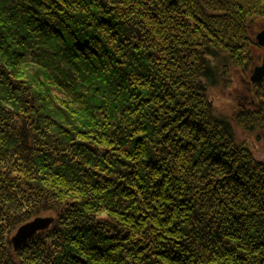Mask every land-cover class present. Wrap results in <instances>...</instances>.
Masks as SVG:
<instances>
[{"label":"trees","instance_id":"1","mask_svg":"<svg viewBox=\"0 0 264 264\" xmlns=\"http://www.w3.org/2000/svg\"><path fill=\"white\" fill-rule=\"evenodd\" d=\"M255 17L264 0H0V264H264V164L232 126L264 132V80L231 117L212 101Z\"/></svg>","mask_w":264,"mask_h":264},{"label":"rangeland","instance_id":"2","mask_svg":"<svg viewBox=\"0 0 264 264\" xmlns=\"http://www.w3.org/2000/svg\"><path fill=\"white\" fill-rule=\"evenodd\" d=\"M262 29L264 31V18L263 17H255L248 21V30H249L250 36L252 37L255 44H257L252 48V51H251L252 58L255 59L254 60L255 62L257 60L261 61L262 57L264 56V50L259 47V45H262V44L260 43V40L258 38L259 32ZM261 41L263 42V40ZM253 66L248 67V70H247L248 73H246V76L245 74H243L244 73L243 71L234 70L233 71V81H231L233 83L232 88L224 89L223 92L218 91L217 92L218 97L212 95V98H213L212 101L218 113L227 114L228 115L227 117H231L234 112L233 110L236 107L242 108L243 107L242 105L247 106L248 108L254 107L253 106L254 98L252 96L254 91L247 90L248 88L246 87V83H245L249 79L251 71L252 73L254 72ZM245 96L247 99H244ZM224 100H228L230 101V103L223 104ZM232 126H233V131H234L236 138L240 140H244L248 144V147L251 150L254 158L258 161H261L264 164V132L256 131V130L248 131L240 127H237L235 123H233ZM44 217L53 218L51 215H46Z\"/></svg>","mask_w":264,"mask_h":264},{"label":"water","instance_id":"3","mask_svg":"<svg viewBox=\"0 0 264 264\" xmlns=\"http://www.w3.org/2000/svg\"><path fill=\"white\" fill-rule=\"evenodd\" d=\"M264 31L260 32L258 38L260 43L264 45ZM263 40V42L261 41ZM264 76V59L261 66L254 70V78L261 79ZM53 222L51 217H36L31 221H28L20 225L13 236L11 237V243L15 251H18L30 238H32L37 232L47 229Z\"/></svg>","mask_w":264,"mask_h":264},{"label":"bare ground","instance_id":"4","mask_svg":"<svg viewBox=\"0 0 264 264\" xmlns=\"http://www.w3.org/2000/svg\"><path fill=\"white\" fill-rule=\"evenodd\" d=\"M262 32H263V29L261 30ZM260 31V32H261ZM259 32V33H260ZM263 39H264V36H263ZM257 45V44H256ZM259 47L260 48H262L263 50H264V45H259ZM263 59H264V56L262 57V59H261V61H259V60H257L256 62L254 61L255 59L254 58H252V60L251 61H248L247 62V64H249V66H253L254 67V70L257 68V67H259V66H261L262 65V63H263ZM248 66V67H249ZM248 73V72H247ZM250 74V73H249ZM254 76V72L252 73V71H251V74H250V76H249V79L245 82L246 83V87L248 88L247 90H254V88L258 85V84H260L263 80H264V76L261 78V79H259V78H254L253 77ZM245 90H246V88H245ZM244 99H247L246 98V96L244 97ZM244 108L245 107H247V106H244V105H242ZM259 162H261V161H259ZM262 163V162H261ZM24 224V223H23ZM22 225V224H21Z\"/></svg>","mask_w":264,"mask_h":264},{"label":"clouds","instance_id":"5","mask_svg":"<svg viewBox=\"0 0 264 264\" xmlns=\"http://www.w3.org/2000/svg\"><path fill=\"white\" fill-rule=\"evenodd\" d=\"M228 103H230V101H228V100H224L223 101V104H228ZM219 106V105H218Z\"/></svg>","mask_w":264,"mask_h":264}]
</instances>
